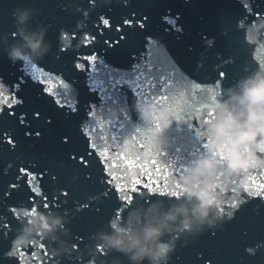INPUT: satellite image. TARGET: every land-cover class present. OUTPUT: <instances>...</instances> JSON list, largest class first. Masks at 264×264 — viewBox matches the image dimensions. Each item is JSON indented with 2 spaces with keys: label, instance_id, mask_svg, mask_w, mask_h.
Returning <instances> with one entry per match:
<instances>
[{
  "label": "water",
  "instance_id": "water-1",
  "mask_svg": "<svg viewBox=\"0 0 264 264\" xmlns=\"http://www.w3.org/2000/svg\"><path fill=\"white\" fill-rule=\"evenodd\" d=\"M80 2L88 9L89 14L87 16L76 11V5ZM252 5L255 13H264V0H252ZM133 12L140 17L147 18L146 29H137L134 33H130L129 42L126 44L121 43L112 48L107 47L102 41L108 39L111 34L108 29L103 28V25H99L97 28L99 16L105 15L115 22L122 15ZM166 15L176 18L182 31L165 32L167 25L162 17ZM242 15H244V9L238 0H188L187 3L185 0H128L127 5L123 0L120 3L113 0L112 5L97 7L95 10L89 8L87 0H75V2L72 0L68 6V11L63 13L43 40L41 48L31 56L27 63L30 64L32 60L45 62L47 66L62 71L75 80L80 111L74 115L61 113L45 103L38 89L32 88L30 90L29 105L42 109L44 116L50 119L52 123L33 122V128L42 132L39 138H28L24 135V127L17 128L16 135L20 145L14 150L6 144L0 145V192L3 191L4 185L13 179L12 174L16 170L14 166L5 175L6 162L15 161L18 164L20 160L27 159L30 156H35L37 162H53V175L57 177L54 186L57 183L59 186H63L76 180H86L87 170L77 175L70 166L60 169L56 167L60 160H67L69 153L79 146L80 138L77 128L78 124L86 117L87 105L99 103V97L88 91L85 76L73 69L71 63L73 53L64 52L60 54L59 60L54 58L60 45L58 36L61 28L71 30L76 27V23L79 21L83 28L92 29L93 34L98 36L95 47L106 62L114 68L127 69L134 63L137 54H142V40L148 34L161 36L181 69L198 79H207L209 76L214 78V65L221 62L218 56L222 57L228 63L222 66V70L226 73V77L222 81L223 87L215 90L217 99L214 101V108L218 110L220 105L230 102L234 91H239L240 82L264 73V28L259 29L258 32H249V29L254 27L253 20H255L256 26L260 24V20L250 16L249 20L252 21L245 23L242 29L235 27L234 24L226 23L229 17L239 18ZM101 30L103 35H101ZM118 35V33L115 34L116 37ZM205 38L214 41V46L211 49L206 48ZM49 44L51 45L50 48L48 47ZM253 45L257 46L255 52H252ZM250 53L261 64L260 67H257L253 59L250 58ZM21 75L22 69L11 81ZM120 98L126 101L132 123H143L139 120L138 113L135 110V97L131 91L125 87L120 94ZM112 110H116L118 113L115 106H112ZM115 124L114 131H123L118 127L119 118ZM196 127H198V122L190 126V122L186 119L183 121L173 120L168 128L161 131L160 136L166 140V143L160 148L163 155L157 157L159 167L165 169L170 177L173 176L164 190L180 191L178 187L182 184L180 174L184 173L185 168L201 152H204L201 151L192 157V153L201 144L196 136ZM205 127L206 125L202 127V131L205 130ZM64 137H68L71 143H62ZM152 155L150 153L148 158L141 157L140 160L136 161L137 166L133 170L139 171L143 168L145 172H151ZM182 164L184 165L183 171H173L174 165L179 167ZM153 175H156V173H153ZM147 178V176L144 177L145 180ZM102 187L97 183L93 191ZM24 195V192H14L12 199L6 201V203L11 204L22 199ZM91 196L92 194L89 193L86 198ZM145 201L150 203H145ZM23 204L24 201L20 205ZM183 204H186L184 196L177 200L176 197L170 199L165 194L148 196L145 193L143 196H137L131 205L125 206L119 219L113 220L108 219L112 210V202L101 201L80 214L75 213L77 219L65 223V228L69 229L67 233L57 229L56 235L59 239L55 241L53 246L60 248L65 242L68 245L76 243V235L80 234L84 237L83 243L80 244L84 264L88 259H95L97 264H137L129 258L128 254L115 248L106 249L107 254L104 256L97 254L94 257L89 255V249L100 243V237L103 235H111L117 227L127 226L130 219L133 220L136 227L142 228L144 224L149 222L157 223L162 214L173 206ZM150 205L154 206L151 213L148 212ZM74 206V202L69 198L66 204L62 203V208H53L51 212L63 215L64 209L67 208L69 210L68 215L71 216L74 214ZM38 211L47 214V211L43 208H38ZM134 213L140 216L141 224H135ZM0 215L8 217L9 221L12 219L7 216L6 209L3 206H0ZM18 224L19 222L12 221L13 227ZM2 232L3 229H0V233ZM185 236L187 237L188 234H185ZM14 238V232L9 234L7 238L0 235V264H19L16 258L5 255L7 251L11 250V242ZM27 239L38 242L40 237L34 238L30 235ZM162 239L167 241L168 236L165 235ZM256 241H264V200L262 199H254L243 206L236 212L231 221L225 223L223 230L216 231L215 234L206 232L196 242L189 243L187 246H178L177 251L173 254L172 264H205L206 261H210L211 264H258L264 253L258 251L253 256L247 254L244 250L246 246H254ZM45 243L53 244L51 238L46 240ZM78 255V253H72L69 256L64 253L62 256L57 257L54 264H80L77 260ZM140 264H150V262L145 259Z\"/></svg>",
  "mask_w": 264,
  "mask_h": 264
},
{
  "label": "snow or ice",
  "instance_id": "snow-or-ice-1",
  "mask_svg": "<svg viewBox=\"0 0 264 264\" xmlns=\"http://www.w3.org/2000/svg\"><path fill=\"white\" fill-rule=\"evenodd\" d=\"M238 2L244 9V15L239 18L229 17L226 23L234 24L235 27L242 29L245 23L252 21L249 20L250 16L257 19V13L253 11L252 0H238ZM146 19L134 12L122 15L115 22L106 16L102 21L99 16L98 26L103 25V28L108 29L111 34L102 42L109 48L128 43L130 33H134L137 29H146ZM162 20L167 25L165 32L182 31L176 18L166 15L162 17ZM64 31L65 36H60L59 33V46H66L65 53H73L71 61L73 69L85 76L88 91L99 97V103L87 105L86 117L77 128L80 138L79 146L69 153L67 160H60L56 167L60 169L70 166L77 175L87 170L86 180H76L63 186L57 183L54 186L57 177L53 175V162H37L35 156L20 160L18 164L15 161L6 162L7 172L14 166L16 170L12 174L13 179L4 185L3 191L0 192V206H3L7 216L12 218L11 221L8 220V224L13 230L12 221L15 223L17 221L13 218V212L8 210L9 204L6 201L12 199L14 192H24L25 195L11 205L26 208L29 211L34 204L39 208H44L45 205L52 207L54 189L64 190L55 203L60 204L64 201L66 204L71 198L75 205L74 210L80 209L79 214L101 201L112 202L108 219L113 220L117 218L118 213L122 216L124 205L134 203L141 191L154 190L163 194V190L173 176L170 177L165 169L159 167L157 157L162 156L163 153L160 147L152 142V133L149 131L151 126L144 122L132 123L126 101L120 98L125 87L134 97L140 96L153 103L168 105L173 109L176 121L186 119L190 122V126L198 122L195 132L201 144L192 153V157L210 147V138L202 135V124L205 123L206 117L215 116L214 101L217 99L215 90L223 87L222 81L226 73L222 70V66L228 63L227 60L218 56L221 62L214 65L215 77L198 79L181 69L169 48L164 51L156 46L155 38L161 36L148 34L143 37L142 54H137L134 58L135 62L127 69L114 68L106 62L95 47L98 36L93 34L92 29L74 27ZM117 33L118 37L115 36ZM204 42L207 49L214 46L213 40L205 38ZM256 47L253 45L252 52H255ZM249 55L256 66L260 67L261 64L255 60L252 53ZM222 73L223 79H221ZM32 88L38 89L45 103L57 111L68 115L79 113L80 102L77 97L76 81L45 63L29 64L22 69V75L14 81H7L0 77V145L6 144L14 150L20 145L16 135L17 128L24 127V135L28 138H39L42 132L33 128V122L52 123L44 116L42 109L29 105V93ZM112 106L118 110L116 117L111 115ZM118 118V127L123 130L120 132L114 131ZM62 143L70 144L71 140L64 137ZM150 153L153 154L151 172H145L143 168L134 171L133 169L137 166L136 161L141 157L148 158ZM9 164L11 167H8ZM183 166V164L179 167L174 165L173 171H183ZM145 176L148 177L147 180L144 179ZM97 183L103 187L93 191ZM251 183L257 191L254 199H264V172H256L251 178ZM5 193H8L7 197ZM89 193L95 199L86 198ZM29 196L34 197L31 202L28 200ZM173 197H176L175 194ZM21 200L24 201L23 205L19 204ZM228 206L235 207L231 201L228 202ZM2 217L5 216L0 215V218ZM0 229H3L0 233L2 236H5V232L8 235L13 232L3 228L2 219H0ZM76 237L78 242L83 236L77 234ZM260 242L256 241L255 245ZM17 245L19 251L12 257L16 258L19 264H29V261L30 264H43V261L48 259L42 248L34 255V251L39 248L35 242L28 244L25 241H17ZM254 246H246L245 249ZM13 248L11 242L10 251ZM54 262L55 258L49 261V264Z\"/></svg>",
  "mask_w": 264,
  "mask_h": 264
},
{
  "label": "clouds",
  "instance_id": "clouds-1",
  "mask_svg": "<svg viewBox=\"0 0 264 264\" xmlns=\"http://www.w3.org/2000/svg\"><path fill=\"white\" fill-rule=\"evenodd\" d=\"M120 2L121 0H116V3ZM123 2L125 5L128 4V0H123ZM185 2L187 3L188 0ZM87 4L89 8L95 10L97 7L112 5L113 0H87ZM62 8L68 11V4L65 3V0ZM76 11L85 16L89 14L82 2L77 3ZM26 19L27 14L20 17V22ZM100 19L105 20V15H100ZM257 19L260 20V24L256 26L255 20H253L254 27L249 29L250 33L258 32L259 29L264 28V14H257ZM81 27V23L77 21L76 28L80 29ZM59 33L60 36L66 35L62 28ZM19 34L23 35L33 53L41 48L43 32H41L39 39L35 38V34L29 35L23 29L19 30ZM102 34L103 31L101 30ZM16 35L17 33H11L13 39ZM155 44L161 50L167 51L168 49V45L162 37H156ZM48 47L50 48L51 45L49 44ZM65 51L66 46H59L54 58L59 60L60 54ZM7 58L13 64H16L15 58H22L25 62L30 59L19 47L14 48L7 55ZM43 63L45 62L32 60L30 64ZM20 64L22 69L29 65L28 63ZM221 79H223V73ZM135 110L139 120L151 126L149 131L152 133V142L160 148L164 146L166 140L161 138L160 133L163 129L168 128L173 120H176L173 109L168 105L153 103L149 99L137 96L135 97ZM214 111L215 116L206 117L205 123L202 124V127L206 125L202 135L210 138V147L201 152L185 168L184 173L180 174L182 180V184L178 185L180 191H163V194L168 195L170 199L173 194L177 200L184 196L186 204L173 206L162 214L157 223L149 222L144 224L142 228L136 227L133 220L130 219L127 226L117 227L113 234L100 237L101 242L89 249L90 256L94 257L97 254L104 256L107 254L106 249L115 248L128 254L129 258L137 264L145 259L150 264H172L173 254L177 251L178 246L194 243L206 232L215 234L216 231L223 230L225 223L235 217V212L256 197L257 191L251 183V178L257 169L264 172V73L240 82L239 91L232 93L230 102L220 105L218 110L214 108ZM111 115L116 117L117 111L112 110ZM8 167H11V164ZM4 171L7 175V169ZM53 191L55 194L53 195L52 207L45 205L43 208L47 214L38 211L39 207L35 204L31 211L11 204L8 205V210L13 212V218L19 224L15 225L13 230L9 227L8 217L0 218L3 220V228H8L15 235V239L12 240L14 248L5 253L7 257H12L19 251L17 241L33 243L34 241L27 239L31 235L34 238L40 237V240L35 242L39 248L34 251V255L39 252L40 248L44 249L48 259L44 260L43 264H49L53 258L56 261L57 257L64 253L69 256L72 253H78L77 260L80 264H84L83 253L80 249L84 237H80L78 242L71 245L65 242L60 248L53 246L55 241L59 239L56 235L57 229L67 233L69 229L65 228V223L77 219L75 213L80 211L79 208H76L71 216L68 215L69 210L67 208L64 209L63 215L51 212L53 208H62V203H65L64 201H61L60 204L55 203L56 200L60 199V194L64 193V190L54 189ZM145 193L148 196L161 195L153 190L141 191L139 196H143ZM5 196L7 197L8 193H5ZM33 199V196L28 197L29 202ZM89 199H95V197H89ZM229 201L235 205L234 208L228 206ZM22 203L23 201H19V204ZM145 203L150 202L145 201ZM153 210L154 206L150 205L148 212L151 213ZM119 218L118 213L117 219ZM133 218L136 225L142 223L138 214L134 213ZM185 234L188 236L186 237ZM4 235L7 238V232ZM165 235L168 236L167 241L162 239ZM49 238L53 244L45 243ZM258 251L264 253V241L256 244L253 248L245 249L247 254L253 256ZM86 264H97V262L95 259H88ZM205 264H210V262L206 261ZM258 264H264V256H261Z\"/></svg>",
  "mask_w": 264,
  "mask_h": 264
}]
</instances>
